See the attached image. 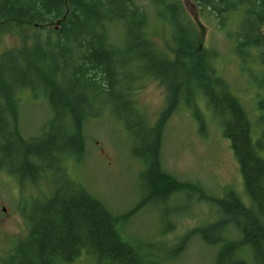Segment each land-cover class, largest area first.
I'll list each match as a JSON object with an SVG mask.
<instances>
[{
	"label": "trees",
	"instance_id": "16d2710c",
	"mask_svg": "<svg viewBox=\"0 0 264 264\" xmlns=\"http://www.w3.org/2000/svg\"><path fill=\"white\" fill-rule=\"evenodd\" d=\"M192 1L221 26L228 15L239 13L235 53L240 62L260 67L250 74L257 87V130L229 85L217 75L215 53L200 47L196 27L180 0H0V24H56L48 28L44 39L23 47L20 55L13 50L0 53V151L12 134L19 148L9 150L8 156L12 161L15 157L13 174L20 179L34 182L50 168L64 172L65 163L79 161L83 152V124L108 105L124 104L143 128L131 152L142 166L139 201H164L183 191L207 197L200 186L177 181L162 168L163 122L183 99L179 89L166 84L170 96L152 127L144 125L129 97L130 84L136 79L132 71L163 83L174 67L179 86L191 87L189 93L193 90L190 99L194 94L203 98L221 120L249 201L244 203L230 192L217 202L220 210L239 214L244 222L232 217L236 230L232 238L223 227L216 229L219 235L214 240L208 239L210 232L200 233L206 244H220L212 264H264V0ZM151 24L167 33L172 62L153 48ZM21 90L34 97L42 95L50 109L46 138L24 141L16 133L13 121ZM57 187L21 210L27 234L0 257V264L69 263L81 250L101 264H161L145 244L122 236L118 225L123 224L125 213L113 214L71 180ZM237 251L249 254L251 260L236 257Z\"/></svg>",
	"mask_w": 264,
	"mask_h": 264
},
{
	"label": "rangeland",
	"instance_id": "374dc122",
	"mask_svg": "<svg viewBox=\"0 0 264 264\" xmlns=\"http://www.w3.org/2000/svg\"><path fill=\"white\" fill-rule=\"evenodd\" d=\"M180 1L196 27L200 47L215 53L217 75L229 85L250 116L253 129L257 130V87L250 74H254L252 69L260 67L258 63L240 62L235 53L234 32L239 13L228 15L221 26L208 10L199 11L192 0ZM54 23L0 24V53L13 50L20 55L23 47H29L36 39H44L48 28L55 27ZM152 25L153 48L172 62L167 33ZM173 69L163 83L132 71L131 77L136 79L130 84L129 97L144 125L152 127L170 96L166 84L179 89L178 95L183 99L163 122L162 168L177 181L200 186L207 197L183 191L171 197L167 204L159 200L139 207L142 166L131 152L143 128L140 119L128 112L124 104L108 105L97 117L83 124L84 147L79 161L68 160L64 172L53 173L51 168L47 169L46 176L41 174L34 182L13 174L17 161L15 157L10 160L8 151L19 147L15 146L12 134L7 136L5 148L0 151V257L25 239L27 228L21 210L29 208L33 200L45 199L53 186L71 180L101 200L114 214L127 213L129 217L123 224L122 234L133 243L145 244L161 264H212L217 247L206 244L200 233L210 232L208 239L214 240L219 235L218 228L223 227L224 233L231 237L233 232L231 216L220 210L217 202L230 192L244 203L249 201L230 142L222 134L221 120L213 116L203 98L194 95L190 99L193 90L189 93L191 87L179 86ZM17 95L18 113L13 121L16 133L24 141L46 138L51 111L43 96L34 97L28 90H21ZM63 264L101 263L81 250L73 261Z\"/></svg>",
	"mask_w": 264,
	"mask_h": 264
},
{
	"label": "bare ground",
	"instance_id": "6f19581e",
	"mask_svg": "<svg viewBox=\"0 0 264 264\" xmlns=\"http://www.w3.org/2000/svg\"><path fill=\"white\" fill-rule=\"evenodd\" d=\"M195 95V94H194ZM194 97V96H193ZM252 132H250V135H251V138L249 139L250 140V142L252 143V141H253V139H252ZM253 138H254V136H253ZM255 149L257 150V151H261L262 149H260V148H258L257 146H255ZM264 149V148H263ZM264 152V151H263ZM262 155H264V153H262ZM53 171V173H55V172H58V173H60V172H63L62 171V168H57L56 170L55 169H53L52 170ZM64 171H65V168H64ZM64 184V183H63ZM62 184V185H63ZM57 186H59V185H55V186H53L54 188H58ZM174 195H178V194H176V193H174V194H172L170 197H168L166 200H164V201H162L164 204H167V203H169L168 202V200L171 198V197H173ZM101 201V200H100ZM149 202H153V204H156L157 203V201H149ZM103 203V202H102ZM104 204V203H103ZM105 205V204H104ZM145 205H147V203H141V201H139V203H138V206L139 207H143V206H145ZM105 207L110 211V212H112L106 205H105ZM113 213V212H112ZM114 214V213H113ZM124 214V213H123ZM115 215H121V214H115ZM125 215V220L123 221V224H124V222L128 219V214L126 213V214H124ZM235 215V216H234ZM231 216V215H230ZM233 218L235 219H238L239 221H241V222H244L243 221V219L240 217V215L239 214H236V213H234L233 214ZM231 222H232V224H231V226L233 227V232H232V234H235V226H234V222L232 221V216H231ZM123 224L122 223H120L118 226L120 227V229H121V232L124 230V228H123ZM225 233H227V232H225ZM122 236H123V234H122ZM227 236L228 237H231L230 236V234H228L227 233ZM236 236V235H235ZM234 236V239H239V237H235ZM201 237V236H200ZM232 238V237H231ZM219 245L220 244H212V246H215V247H217V249L219 248ZM236 257H238V258H241V259H243L244 261H250L251 260V257H250V255L249 254H247V253H240V251H237L236 252Z\"/></svg>",
	"mask_w": 264,
	"mask_h": 264
}]
</instances>
